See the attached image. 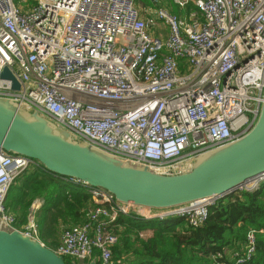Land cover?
Wrapping results in <instances>:
<instances>
[{
  "label": "built area",
  "instance_id": "1",
  "mask_svg": "<svg viewBox=\"0 0 264 264\" xmlns=\"http://www.w3.org/2000/svg\"><path fill=\"white\" fill-rule=\"evenodd\" d=\"M174 2L188 9L192 0ZM193 5L184 14L158 5L151 20L134 0H0V96L156 173L186 172L199 153L245 135L264 101V0H194ZM155 20L167 26L165 37ZM5 68L19 89L1 76ZM40 164L0 146V229L40 240L34 212L41 199L31 202L20 228L6 203L16 177ZM56 176L84 187L95 203L87 222L63 228L54 249L80 264H113L120 215H176L197 227L216 201L146 207ZM262 181L251 180L243 189ZM263 230L250 228L242 251L217 252L214 264H243Z\"/></svg>",
  "mask_w": 264,
  "mask_h": 264
},
{
  "label": "water",
  "instance_id": "2",
  "mask_svg": "<svg viewBox=\"0 0 264 264\" xmlns=\"http://www.w3.org/2000/svg\"><path fill=\"white\" fill-rule=\"evenodd\" d=\"M1 76L10 78L13 89H19L7 68ZM0 146L5 152L37 160L56 175L105 188L125 203L166 208L203 198L218 200L264 177V101L245 135L199 153L190 170L175 175L156 173L145 163L78 139L36 110L5 96H0ZM0 264L76 263H66L55 250L18 229H0Z\"/></svg>",
  "mask_w": 264,
  "mask_h": 264
},
{
  "label": "trees",
  "instance_id": "3",
  "mask_svg": "<svg viewBox=\"0 0 264 264\" xmlns=\"http://www.w3.org/2000/svg\"><path fill=\"white\" fill-rule=\"evenodd\" d=\"M25 193L28 199L23 205L20 198ZM39 196L45 200L40 219L44 222L48 212L60 204L63 208L57 211L58 215L77 221L80 209L90 200L84 187L60 179L42 164L31 165L16 177L7 195L9 200L6 198L14 210L16 205L22 208L21 216L16 215L17 227L25 223L29 205ZM116 224V228L124 226V230L113 247V264H214L212 256L217 252L223 254L226 250L227 256L230 250L242 251L250 228L264 229V181L253 190H238L216 200L209 207L207 219L197 227L176 215L164 219L120 215ZM145 229L152 234L142 238L139 233ZM243 264H264L263 231L257 232L255 251Z\"/></svg>",
  "mask_w": 264,
  "mask_h": 264
},
{
  "label": "rangeland",
  "instance_id": "4",
  "mask_svg": "<svg viewBox=\"0 0 264 264\" xmlns=\"http://www.w3.org/2000/svg\"><path fill=\"white\" fill-rule=\"evenodd\" d=\"M134 1L136 2V5L138 6V8L141 10L142 15L146 16L147 18H150L151 20H153L155 17L154 8H156V6H158V5L163 6V7L165 6L167 9H169L170 11L177 13V14H184L188 9L195 8L193 5L194 0H192V3H189L188 9L187 8H180L177 4H175L174 0H157L156 3L152 2L151 0H134ZM28 2L30 3L31 0H28ZM155 21H156L155 25H154L155 28H158L159 31L161 32V35L163 37H165L167 35V26L163 22H161L160 20H155ZM35 198H38V197H35ZM39 198L41 199L42 204L39 207V209H37L34 212V221L37 225L38 232H39L38 238L40 239V241L42 240L41 242L43 244H45V245L47 244V246H49L53 250L56 248L57 243L59 242L63 228L67 227V226H71V225H81V224L87 222L88 221V213L95 204L92 197H90L89 203L86 202L83 205L84 206L83 211L78 216V217L81 216V218L82 217L84 218V221H82V223H79L78 220L77 221L72 220V222H71L70 220L66 219V217L59 216L57 211L63 208V204H60L57 208L48 212V218L44 222L40 219H41V217H43V214H44L45 200L43 197L39 196ZM20 199L22 201L20 203L25 205L24 203L28 199V193H25L24 196L23 197L21 196ZM7 205H8V203H7ZM30 205L28 207V212L26 214V221L23 225H25L27 222L28 214L30 211ZM16 208L17 209L14 210L13 207L11 206V209L13 210V212L20 217L21 212H22V208L20 205H16ZM51 217H53L54 219ZM78 217H77V219H78ZM122 230H124V226H120L119 231L115 232L119 238H120V235L122 234ZM151 232L152 231L145 229L139 233V236L142 238H146L152 234ZM42 235L45 236V239L42 237ZM63 258L65 260H70L71 262H73V260H71L70 258H67V257H63ZM74 262L76 264H80L79 262H76V261H74Z\"/></svg>",
  "mask_w": 264,
  "mask_h": 264
},
{
  "label": "crops",
  "instance_id": "5",
  "mask_svg": "<svg viewBox=\"0 0 264 264\" xmlns=\"http://www.w3.org/2000/svg\"><path fill=\"white\" fill-rule=\"evenodd\" d=\"M89 201H90V200H89ZM88 203H89V202H88ZM83 208H84V207H83ZM83 208L80 209V213L83 211ZM76 220H78L79 223H82V221H84V218H83V217L81 218V216H80V217H78V219H76ZM263 232H264V230H263ZM57 244H58V243H57Z\"/></svg>",
  "mask_w": 264,
  "mask_h": 264
},
{
  "label": "bare ground",
  "instance_id": "6",
  "mask_svg": "<svg viewBox=\"0 0 264 264\" xmlns=\"http://www.w3.org/2000/svg\"><path fill=\"white\" fill-rule=\"evenodd\" d=\"M249 183H251V181H249L247 184H245V186H249Z\"/></svg>",
  "mask_w": 264,
  "mask_h": 264
}]
</instances>
